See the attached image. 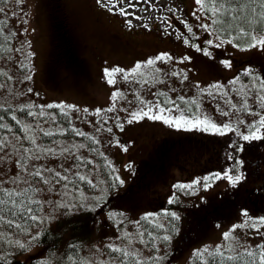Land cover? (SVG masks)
Listing matches in <instances>:
<instances>
[{"label": "snow or ice", "instance_id": "1", "mask_svg": "<svg viewBox=\"0 0 264 264\" xmlns=\"http://www.w3.org/2000/svg\"><path fill=\"white\" fill-rule=\"evenodd\" d=\"M17 4H22L23 0H16ZM99 6L104 7L108 12L124 18V24L129 30L142 27L146 31H151L149 23L144 20L158 23V30L168 37L175 36V39L182 41L186 46L194 50L195 53L206 58L213 63L217 62L225 69L233 68V61L229 59H219L217 50L231 46V48L250 52L256 50L264 54V0H194L196 7L191 13L198 23L196 28L207 34L202 42L194 31L193 26L178 12H182L179 6L171 4L160 5L158 0H96ZM5 9L0 8V13ZM156 12L162 14L157 16ZM167 13L164 15L163 13ZM137 22V23H134ZM176 21L183 26L176 28ZM27 22L26 20L24 21ZM6 21L0 20V26ZM2 30V28H0ZM10 35H15L11 33ZM7 39V37H5ZM30 47V43H29ZM20 51V49H17ZM31 52L26 54V58L32 56ZM191 55L175 57L169 52H158L154 56H149L142 61H136L131 67L114 64L103 69V78L109 86L115 87L117 77L128 83L141 86H151L157 82L163 83L162 75H170L179 78L181 83L188 80V73L192 71L186 65L191 64ZM158 64L169 66L165 72ZM177 65L185 67L177 68ZM26 79L30 80L31 76ZM231 85L229 91L239 98V106L233 103V98L229 97L225 91L226 85L219 81L213 82L206 87L195 85L198 92L203 96L207 95L215 98L222 96L224 102L229 106V111H222L226 122L216 123L208 117L192 115V108L186 105H196V100H188L183 95H178L172 99L168 93L160 92L154 100L141 99L136 93L133 96L139 101L134 108H122L117 110L116 103L123 97L124 93L119 89L111 92L109 97L111 106L106 109L97 108L95 114L102 112L113 113L122 111L125 115L123 119L117 115L114 117V126L120 131L124 130L125 124L132 125L148 120L161 122L169 128L177 131L200 132L215 136H227L235 134L240 143L230 140L226 148V160L234 161V164L226 167L222 171H215L201 177H196L188 182L177 181L172 185L167 203L169 205H181V196H198L199 203L193 207H199L207 203L201 191L207 192L217 181H226L230 188H237L246 178L245 168L246 145L252 142L264 141V67L246 66L233 78L227 81ZM29 92L32 89H28ZM175 91V89H170ZM154 97L156 93H152ZM131 103V101H129ZM35 108L37 111H33ZM257 108L259 111H257ZM45 109H58V112H46ZM5 111H13L11 108ZM27 117H32L35 123L27 124L12 114L11 120L18 127L13 129L9 124L3 123L4 116L0 115V264H13L11 257L22 254L28 250L32 244L38 241L41 233H32L31 229L41 225H51L63 221V227L79 223L78 217L86 216L89 213H102L108 204V198L119 192L126 184V179L122 178L114 165L99 152L96 145L99 141L73 126L69 118L70 111L77 113H88L89 109H79L72 104L57 103L47 105L29 104L20 109ZM247 114L254 119L247 122L240 119V115ZM64 117V121L58 117ZM236 116L235 121L232 117ZM43 124H48L45 128ZM68 126L65 127L64 124ZM97 131L108 124V120L97 121ZM52 125H55L53 129ZM111 133L112 127L105 129ZM69 131L75 137H81L88 144L83 142H73L51 139L56 135L66 136ZM7 133V134H5ZM19 133H22L19 134ZM42 138H48L49 142H41ZM115 144L123 151L128 152V144H121L116 139ZM87 148L89 153H96L103 158L104 165L111 171L108 173L110 183L107 187H99L98 183L90 178V173L96 171L97 165L92 159H85L77 153ZM230 149V151H228ZM52 157L65 160L72 158L69 165L59 164V170L47 167L45 164L35 162ZM124 171L130 176L136 175L134 162L129 161L124 166ZM82 185L98 192L94 196H85ZM55 196L56 199L50 197ZM159 214L146 213L135 223L143 228L146 222L156 228L163 229L166 234L156 236L152 231L144 228L138 231L135 239L140 244L152 249L153 253H158L160 247L157 241L165 244L172 242L175 236L180 233L185 225L186 217L177 210L165 209L163 215L167 217V226L155 223L154 216ZM107 216L111 220H116L117 216H124V213L109 211ZM93 220L95 216L92 217ZM123 221H121V224ZM220 227V225H217ZM248 228L257 235L264 236V215L252 216L246 207L237 211V222L221 234V242L213 247L205 246L196 249L192 255L198 264H264V242L252 246L238 238L235 233L238 229ZM25 235L27 242H22L20 238H13ZM183 237L180 236V239ZM134 237L130 233H125L120 246L109 243L105 245L108 250V259L100 261L99 264H162L165 255L150 254L147 258L139 256L134 250H129ZM51 247V246H50ZM66 247L76 250L80 247L70 236L66 241ZM18 249L19 252L15 250ZM55 255V253H53ZM71 255L68 260H72ZM42 264H48L47 261ZM79 264H91L89 259L81 258Z\"/></svg>", "mask_w": 264, "mask_h": 264}, {"label": "rangeland", "instance_id": "2", "mask_svg": "<svg viewBox=\"0 0 264 264\" xmlns=\"http://www.w3.org/2000/svg\"><path fill=\"white\" fill-rule=\"evenodd\" d=\"M65 2L67 8L71 11L74 29L80 41L81 52L86 58L89 74L87 78L82 79L79 83L68 76H64L60 81L58 80L55 84L49 85L44 75V66L50 49V40L48 23L43 6L38 0H23L22 4H17L16 0H0V8L5 9L4 13H0V17H5L4 21H6L9 29L8 37H6L10 40L9 51L0 57V69L4 73L1 81V83L3 82L2 87H0V105L11 106L13 108V111L5 117L7 120H4L13 129H16L18 126L11 120L12 114L17 115V118L23 120L24 123H35L32 117H27L23 112H20L22 106L29 104L47 105L65 103L75 105L79 109L87 108L89 109L88 113L69 112V118L72 120L73 126L86 132L90 136H94L99 141V144L96 145L99 152H102L104 157H107V160L118 170L121 177L126 179L125 185H127L131 181L134 182L138 179V171L140 170L142 162L147 159L146 154L162 140L163 136L167 135L169 131L171 132L172 128H169L161 122L145 120L132 125L125 124L124 130L120 131L114 126L113 121L117 115L123 119L125 114L122 111H114L113 113L102 112L100 115L95 114V109H106L111 106L109 97L112 91L119 89L124 93L123 97L116 103V109L119 110L122 108L131 109L139 104V101L132 93H136L144 100H154L160 92H166L169 95L173 92L170 89H175V97L183 95L196 100V105H190L192 113H195L198 109L196 115L201 117L206 116L218 124L226 122L222 111H229L230 109L224 102V99L221 97L219 99L214 98V101L219 103L215 104L210 96H208L209 99L207 102L209 105L204 99H198L204 95L202 96L198 92L195 85L198 83L201 87H206L215 81H219L226 85L225 89L228 88L227 90H229L232 86L227 84V81L231 79H227L228 75L230 74L233 78L244 67L237 66L231 70L228 69L227 76L224 75V71L223 74L214 76L212 72L213 63L211 61L195 53L191 48L186 47L182 41L175 39V36L168 37L163 35L158 30V23L155 21L144 20V23L150 24L151 31H146L142 27L129 30L124 24L123 17L108 12L104 7L99 6L96 0H65ZM158 3L160 5L167 3L179 6L183 10L181 13L182 16L196 30L199 36V42H202L207 37L206 33L196 28L198 21L191 16L192 11L196 7L194 0H158ZM161 14V12L155 13L157 16ZM163 14L167 15L166 12ZM25 20L27 21L26 23L24 22ZM176 28L180 29L179 25H176ZM10 32L15 33V35H10ZM230 47L226 46L217 51L225 54L230 50ZM17 49H20V51H17ZM28 52H31L33 55L26 58ZM158 52H169L175 57L186 54L191 55L193 57L192 63L186 65V67L192 69L188 73V80L181 83L179 78L162 75L161 80L163 83L157 82L151 86L128 83L120 77H117L115 87L105 83L103 78V69L105 67H110L114 64H119L126 68L131 67L134 62L142 61L149 56H154ZM157 66L161 67L165 72L169 70L168 65L158 64ZM249 66L260 68L257 63L249 64ZM176 67L182 68L185 65H177ZM27 76H31V79H26ZM29 88L32 89L31 92L28 91ZM152 93H156L157 96L154 97ZM230 93L233 97V103L239 106V98L233 92L230 91ZM197 96L198 98H196ZM206 97L207 95L205 94ZM32 110L37 111L35 108ZM45 111L58 112L59 110L45 109ZM257 111H259L258 108ZM58 119L64 121L65 118L61 116ZM105 119L108 120V124L102 127L100 131H97L96 122ZM244 119L251 122L254 117L251 116V118ZM41 123L45 128L49 127L48 124H43V121ZM64 126L67 127L68 125L65 123ZM52 127L55 129V125H52ZM107 127H112L113 131L111 133L107 132L105 130ZM19 134L22 135V133ZM51 139L66 141L69 144L73 142L89 143V141H85L81 137H75L70 131L66 136L56 135ZM116 139L121 144H128L129 151L126 153L123 152L115 144ZM41 142L48 143L49 139L42 138ZM177 144L181 145L183 141L175 139L173 146ZM77 154L84 156L85 159H92L97 165H100L95 172L90 173V178L94 179L99 187H105V183L101 184L100 182L110 183L108 173L111 170L103 167L105 163L103 158L99 157L96 153H89L87 148L81 149ZM71 159V157L68 160H65L63 157L59 159L48 157L35 163L45 164L47 167L59 170L60 163L68 166ZM129 161L134 162L136 168L135 176H130L124 171L123 166ZM178 162V166L175 165L177 166L176 168L170 167L172 170L166 174L165 179H160L158 184L145 186L138 193L132 192L137 194L135 198L136 211H133L130 205H122L115 195L113 196V205L111 204L108 210L105 209L99 214L89 213L86 216L78 217L79 223L69 225V228L63 229V233L60 236V243L54 250L47 251L41 245L33 243L28 250L14 257L29 261L34 255L44 259L49 264H69L66 262V259L71 255L72 250L66 255V241L71 236L80 245V260L81 258H86L90 260L91 264H99L100 261H106L108 259V250L105 248V245L113 243L123 247L125 245L121 244V240L125 233H130L134 239L129 250L137 251L140 257L147 258L150 254L165 255L166 258L162 264H198V261L192 255L196 250L194 244H191L193 237L190 235L188 242H182V239H180V236L183 237L189 224L188 216L183 215L184 207L194 205V198L196 196L182 195V204L173 205L172 208H177L180 214L186 217V222L180 236H175L172 242L167 244L159 240L156 242L160 247L158 253H153L151 248L145 247L140 244L139 240L135 239L137 232L144 229L137 227L138 225L135 221L140 220V217L146 213L159 214L151 219L155 223L167 226L168 218L163 215L161 210L167 209L164 208L166 206H170L167 200L172 191V185L177 181L188 182L195 178L196 174L188 170L189 165L193 163L192 157L187 158L184 162ZM189 171L191 172L190 174H188ZM81 187L85 190V196L98 194L96 190L88 188L87 185H82ZM211 189L207 192L201 191L199 195L206 197ZM50 198L56 199L55 196ZM113 206L115 208H111ZM109 211L122 212L124 216H117L116 220H111L107 216ZM90 214L91 220L89 221H92V226L89 228V223L88 227L83 228L85 227L84 220L89 218ZM92 215L95 216L94 220ZM121 221H123L122 224ZM141 223L143 224L144 222L142 221ZM56 224L53 223L50 226L41 225V227H34L31 231L34 234L43 226L53 229ZM81 229L84 230L82 231ZM150 229L156 236L166 234L163 229L156 228L151 224ZM221 234L210 233L211 237L207 242H210V240H218V243L221 242ZM235 235L252 246L264 242V236L257 235L248 228L238 229ZM26 237L22 235L13 238H20L22 242H27ZM180 245H183V248L179 249ZM205 246L211 248L209 243H206ZM15 251L19 252L17 249Z\"/></svg>", "mask_w": 264, "mask_h": 264}, {"label": "trees", "instance_id": "3", "mask_svg": "<svg viewBox=\"0 0 264 264\" xmlns=\"http://www.w3.org/2000/svg\"><path fill=\"white\" fill-rule=\"evenodd\" d=\"M38 2H40L44 8L49 28L50 49L44 66L46 81L49 85H52L58 80L60 81L64 76H68L77 83L81 82L82 79L88 77L89 69L86 58L80 49V41L74 29L71 11L67 8L65 0H38ZM2 18L5 17H0V19ZM0 28H2V30H0V57H2L9 51L10 41L2 38V34L5 33V25L0 26ZM212 66L214 76L223 73V69L218 68L217 63H213ZM3 76L4 73L0 69V83ZM9 108L13 110L11 106L0 105V115L7 117L10 112L5 110ZM5 119L6 118H4V120ZM4 120L2 122L6 123ZM172 131H169L167 135L163 136L162 140L146 154L147 159L142 162L140 170L138 171V179L134 182L131 181L124 187H121L118 193L113 194V196L116 195L115 197L122 205H130L133 208L132 210L136 211V193L144 189L145 186L158 184L160 179H165L166 174L172 170L171 168H176L178 166V161L184 162L187 158L192 157L193 163L189 165L190 167H188V170L193 171L196 177L219 171L221 159L218 150L220 151L222 141L218 137L201 133L176 131L174 129H172ZM192 135L197 138L192 137ZM175 139L183 141V144L180 146L177 144L175 148L172 146ZM190 171L188 174L191 173ZM226 184L228 183L226 182ZM104 186L107 187L108 183H105ZM227 191L225 183H220L214 190L208 193L206 205L201 204L199 207H193V205L184 207L183 215L188 216L189 224L192 223V225H194L195 221L192 220L200 215H208L218 219L221 221L220 225H223V221L232 218L234 216V212H231L232 207L226 208L223 206L220 207L221 209H218V207L217 209L215 208L216 203L226 197L225 194ZM241 191L242 188L239 189V192ZM111 204L113 205V198L111 199ZM111 208L115 207L113 206ZM213 209L215 210L214 212L212 211ZM89 220H91V214L89 218L84 220L85 227L83 228L88 227L89 223V228L92 226V221ZM63 223L64 222L61 221L56 224L55 227L53 226V229L45 226L42 227L39 230L41 237L34 243H38L47 251H52L57 248L60 243V236L63 233L62 230L65 229L62 225ZM143 228H147L151 231L150 224L146 222L143 223ZM81 230L83 231L84 229ZM207 236L208 235H203V238L199 237L194 243L206 239ZM182 242H184V238H182ZM181 247H183V245H180L179 249H181ZM71 250L73 259L71 261L66 259V262L69 264H79L80 247L76 250L67 248L66 255L69 254ZM11 259L13 260V264H42V262L45 261L34 255L29 261L21 260L16 257H11Z\"/></svg>", "mask_w": 264, "mask_h": 264}, {"label": "flooded vegetation", "instance_id": "4", "mask_svg": "<svg viewBox=\"0 0 264 264\" xmlns=\"http://www.w3.org/2000/svg\"><path fill=\"white\" fill-rule=\"evenodd\" d=\"M258 53L253 63L264 67V55ZM246 149L243 155L246 158L247 178L237 188L228 186L226 197L217 202L215 208L232 207L231 212L237 214L238 209L246 207L250 215L258 217L264 215V141L247 144ZM196 229H199L198 223Z\"/></svg>", "mask_w": 264, "mask_h": 264}]
</instances>
